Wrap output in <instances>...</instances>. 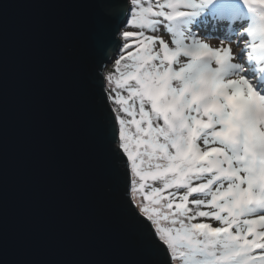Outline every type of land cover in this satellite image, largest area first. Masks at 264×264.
Instances as JSON below:
<instances>
[{"label":"snow or ice","instance_id":"6c2138e0","mask_svg":"<svg viewBox=\"0 0 264 264\" xmlns=\"http://www.w3.org/2000/svg\"><path fill=\"white\" fill-rule=\"evenodd\" d=\"M95 7L83 77L69 24L55 59L37 34L27 60L32 233L75 241L102 227L135 258H10L13 67L0 27V264H264V0Z\"/></svg>","mask_w":264,"mask_h":264},{"label":"water","instance_id":"95a60500","mask_svg":"<svg viewBox=\"0 0 264 264\" xmlns=\"http://www.w3.org/2000/svg\"><path fill=\"white\" fill-rule=\"evenodd\" d=\"M0 27L7 34L10 61L13 67L11 98L10 188L8 227L10 258L54 259L80 254L113 260L134 259L129 245L121 238L107 233L102 227H90L77 240L44 238L37 240L32 233V216L28 205L27 187L23 167L24 116L22 82L33 39L37 34L44 37L51 49L52 58L60 53L57 29L69 24L75 31L74 42L83 56V71L88 59V35L97 9L95 0H72L69 7L65 0H0Z\"/></svg>","mask_w":264,"mask_h":264}]
</instances>
